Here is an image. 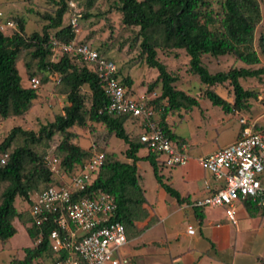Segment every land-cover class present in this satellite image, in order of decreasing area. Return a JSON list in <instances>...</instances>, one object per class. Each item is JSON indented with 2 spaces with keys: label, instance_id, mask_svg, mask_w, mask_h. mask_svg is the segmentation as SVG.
<instances>
[{
  "label": "trees",
  "instance_id": "trees-1",
  "mask_svg": "<svg viewBox=\"0 0 264 264\" xmlns=\"http://www.w3.org/2000/svg\"><path fill=\"white\" fill-rule=\"evenodd\" d=\"M116 2V9L121 13V24L124 28H138L135 39L140 40L139 49L145 64L158 73L157 79L149 85L148 91L160 86V94L152 103L162 108L157 122L165 135L174 143L181 144V138L170 131L166 117L170 111L191 109L198 106L197 101L183 91L177 90L174 83L177 78L157 59V50H184L189 58V71L208 87L229 82L233 91V102L220 97L211 90L205 91L206 98L213 106L220 107L224 113H232L247 108V102L256 98L254 92L245 90L240 79L258 78L264 74L263 69H232L228 72L210 74L202 63V56L220 57L234 55L244 64L253 66L260 63L253 48L254 32L261 22L260 8L257 0H217L220 5L218 16H213L212 8L207 0H108ZM95 0H87L85 7L90 9ZM54 16H46L48 24L41 33L25 35V19L17 18V29L11 35L0 32V119L6 120L26 114L37 99L36 90L22 85L16 64L24 59L27 79L53 77L56 84L66 95L68 105L63 113L57 115L53 122L41 126L38 132L25 131L20 127L12 128L0 143V241L8 247L10 240L17 232L15 222L20 224L30 242L41 237V242L24 249L22 260L13 264H36L44 258L54 257L48 246V234L54 229L53 224H45L42 228L32 225L30 215L20 212L15 207L17 198L28 201L29 194L40 186L54 185L58 182L45 161L48 142L55 134H60L61 142L57 146L56 155L61 158L60 166L67 174H71L82 165L90 155L91 147L83 149L74 142L75 127H84L87 122L101 123L110 136L121 140L126 146L125 158L130 162H121L113 154H104V162L97 171L96 180L83 193L94 198L101 193L114 199L116 210L110 222H119L125 233L139 235L149 228L137 229L130 218L132 214L145 213L147 201L139 185L137 162L148 161L153 175L160 187L179 204L185 202L179 194L162 182L155 161V156L148 152L139 157L138 153L144 145L134 139L125 130L124 124L129 115L108 113V99L104 92L103 82L94 67L77 57L62 55L57 61L52 59L53 42L68 43L73 34L67 25L63 26V17L67 14V1H56ZM81 11V10H80ZM82 14V11H81ZM83 16V14H82ZM88 13L84 12V17ZM264 54V35L259 40ZM92 47V46H91ZM93 48V47H92ZM95 49V48H93ZM100 56H103L95 49ZM104 57V56H103ZM118 76V70H117ZM128 90L132 87L129 78L120 80ZM85 88L89 95V107L83 93ZM167 103L166 106H161ZM44 148L40 151V148ZM41 191V190H40ZM244 206L251 216L264 209L255 207L251 202ZM197 209V208H195ZM200 211V212H198ZM197 209V219L201 222L203 214ZM127 231V232H126ZM261 264V263H260Z\"/></svg>",
  "mask_w": 264,
  "mask_h": 264
},
{
  "label": "rangeland",
  "instance_id": "rangeland-1",
  "mask_svg": "<svg viewBox=\"0 0 264 264\" xmlns=\"http://www.w3.org/2000/svg\"><path fill=\"white\" fill-rule=\"evenodd\" d=\"M56 1L58 0H0V11L4 15L1 21L17 22V18H22L26 21L25 35L28 36L34 32L41 33L43 27L49 22L45 17L54 16L57 9ZM75 1L78 2V7L83 14L79 22L81 31L79 39L88 43L104 57L113 61L117 66L118 78L120 80L131 79L133 88L131 87L128 90L130 95L140 98L156 93L159 96V85L150 92L148 91L149 85L157 79L158 73L155 69L149 68L141 58L139 49L140 40L136 41L135 39L138 28L130 29L123 27L121 24V13L116 9V2L95 0L93 6L87 9L85 7L87 0ZM207 1L211 5L213 16L217 17L220 11L219 3L217 0ZM257 2L260 8L261 22L257 25L254 32L253 48L259 57L260 63L249 66L240 61L236 56L229 54L220 57L204 55L202 56V63L210 74L228 72L239 68L264 70V54L259 46V40L264 35V0H257ZM84 12L88 13L87 17H84ZM67 22L68 15L66 14L63 17V26L67 25ZM12 33L11 30L4 31L5 35H11ZM157 59L166 66L168 72L177 78L174 87L194 98L198 103V106L188 110L170 111L166 117L168 128L172 129L181 138L183 144L185 143L188 147L189 156L207 155L232 142L236 134V121L233 120L231 124L223 122V125L214 126L213 117L219 112L223 114L224 112L221 111L220 107L213 106L205 96V91L209 89L223 99L233 102L234 96L229 82L212 87L202 84L198 77L189 71V58L184 50L158 49ZM16 67L19 75L22 77V85L26 87L27 75L23 58L18 61ZM35 78L39 79L41 83L40 87L36 90L37 99L33 102L32 108L23 116L6 120L0 119V143L14 127H20L25 131L37 133L41 126L53 122L57 115L62 114L64 107L68 105L66 95L55 84L53 77H42L37 74ZM240 84L243 89L254 92L256 98L248 100L246 109L231 113L236 117L238 125L239 120L242 118L249 122L260 116H264V74L258 78L240 79ZM135 88L138 92H133ZM83 93L87 99L86 106L89 107L90 95L85 88H83ZM165 104L167 105L164 101V104L160 105V107L166 106ZM227 115L229 116L230 114ZM130 123L134 126L132 132H130V136L138 139L142 127L139 121L135 119H131L129 125ZM71 131L76 135L74 142L83 149L88 150L92 145H95L99 151L113 154L121 162H130L125 158L127 146L121 140L108 135L101 123L87 122L86 126L81 128L75 127ZM60 142L61 136L57 133L48 142L49 148L45 149V161L50 157H56L59 163L61 162V158L56 155V149ZM43 149L41 147L40 151L42 152ZM143 152L148 153L144 148L139 151L138 155H143ZM159 161H164V157L161 156ZM136 165L138 167L139 185L146 194L147 199L152 201L153 185H156L152 168L148 161H139ZM57 170H59L58 175L64 176L60 181H66L70 177L65 174L60 165L57 166ZM53 175L58 179V175L54 173ZM44 187L40 186L38 190L32 191L30 193L31 196L43 190ZM29 203L30 201L17 198L15 207L18 211L28 214ZM217 211L222 212L221 210ZM220 212L216 213L215 216H221ZM256 215L251 216V219L245 217L242 220L240 232L237 233L239 242L236 243L235 249L238 252L246 251L247 257L251 258H255L261 254L264 259V216H261L260 213ZM228 223L231 222L228 221ZM15 226L17 232L10 240L9 246L3 247L0 241V264H13L16 260H22L24 249L36 246L35 242H30L24 228L18 222H15ZM128 248H121L120 256L125 257L128 255ZM54 259L55 255L54 257L41 259L36 264H52ZM261 262L264 261L260 259Z\"/></svg>",
  "mask_w": 264,
  "mask_h": 264
},
{
  "label": "built area",
  "instance_id": "built-area-1",
  "mask_svg": "<svg viewBox=\"0 0 264 264\" xmlns=\"http://www.w3.org/2000/svg\"><path fill=\"white\" fill-rule=\"evenodd\" d=\"M67 15L73 39L68 43L53 42L52 59L57 61L66 54L91 64L103 82L108 99L107 112L129 115L139 121L142 127L139 142L155 156L158 167H184L190 160L188 148L183 143L171 141L159 126L157 119L162 108L150 103L158 97L156 93L140 98L127 94L117 76L115 63L79 39L82 14L78 2L67 0ZM2 18L4 15L0 11V32L17 29L16 22H2ZM26 83L25 88L32 90L41 84L37 78L27 79ZM58 83L56 79L55 84ZM239 126L234 143L197 159L218 186L213 189L206 184L207 194L192 204L201 210L223 209L225 217L233 224L237 207L247 201L264 209V116L249 122L242 118ZM91 148L82 165L71 174L65 173L70 176L66 181H60L64 176L58 175L59 160L56 157L46 160L50 171L60 179L34 196L29 194L28 213L32 225L37 228L48 223L54 225L47 237L48 246L55 255L52 264H135L130 258L120 256L127 238L121 223L110 222L116 210L114 199L104 193L94 198L83 195L96 180L97 171L104 162V154L94 145ZM161 156L164 161H159ZM187 233H194L191 226L187 227ZM41 239L35 240V245Z\"/></svg>",
  "mask_w": 264,
  "mask_h": 264
},
{
  "label": "crops",
  "instance_id": "crops-1",
  "mask_svg": "<svg viewBox=\"0 0 264 264\" xmlns=\"http://www.w3.org/2000/svg\"><path fill=\"white\" fill-rule=\"evenodd\" d=\"M133 90L138 92L136 88ZM213 119L214 126L236 121L234 140L225 146L234 143L240 130L236 117L231 113L219 112ZM130 120L124 124L128 134L134 128L131 123L129 125ZM169 130L172 131L170 128ZM145 155L143 152V155L138 156ZM202 156H191L184 167H158L162 182L175 190L180 198L185 200L184 203L179 204L157 181L156 185H153L152 201L147 199L143 191L147 201L145 213L132 214L130 218L137 229H143L147 225L149 228L136 236L129 235L128 232L127 244L123 247H129L125 257L133 260L135 264H259L260 259L264 261L261 254L251 258L247 257L246 251L238 252L235 249L236 243L239 242L237 233L240 232L241 222L245 217H251L244 204L237 207L235 224L226 221L223 209L202 210L203 220L200 222L197 219V209L192 206L193 202L207 194L206 184L213 189L218 186L212 175L200 167L197 159ZM217 210L222 211H219V217L215 216L219 213ZM189 226L193 228V234L187 233Z\"/></svg>",
  "mask_w": 264,
  "mask_h": 264
}]
</instances>
